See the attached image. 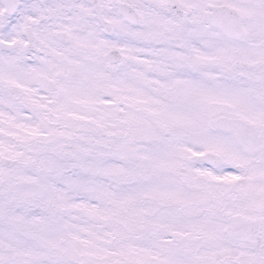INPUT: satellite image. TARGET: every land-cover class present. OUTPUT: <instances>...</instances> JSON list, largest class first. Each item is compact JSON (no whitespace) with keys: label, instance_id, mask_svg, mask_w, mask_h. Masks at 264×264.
<instances>
[{"label":"snow or ice","instance_id":"snow-or-ice-1","mask_svg":"<svg viewBox=\"0 0 264 264\" xmlns=\"http://www.w3.org/2000/svg\"><path fill=\"white\" fill-rule=\"evenodd\" d=\"M0 264H264V0H0Z\"/></svg>","mask_w":264,"mask_h":264}]
</instances>
